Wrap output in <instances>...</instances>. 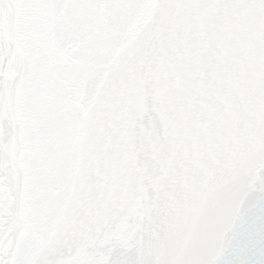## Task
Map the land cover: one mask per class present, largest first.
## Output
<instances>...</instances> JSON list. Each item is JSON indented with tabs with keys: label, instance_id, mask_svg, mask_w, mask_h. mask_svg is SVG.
<instances>
[{
	"label": "snow or ice",
	"instance_id": "obj_1",
	"mask_svg": "<svg viewBox=\"0 0 264 264\" xmlns=\"http://www.w3.org/2000/svg\"><path fill=\"white\" fill-rule=\"evenodd\" d=\"M0 264H264V0H0Z\"/></svg>",
	"mask_w": 264,
	"mask_h": 264
}]
</instances>
